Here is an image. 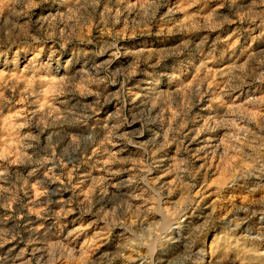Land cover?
<instances>
[{
  "label": "rangeland",
  "instance_id": "1",
  "mask_svg": "<svg viewBox=\"0 0 264 264\" xmlns=\"http://www.w3.org/2000/svg\"><path fill=\"white\" fill-rule=\"evenodd\" d=\"M0 264H264V0H0Z\"/></svg>",
  "mask_w": 264,
  "mask_h": 264
},
{
  "label": "bare ground",
  "instance_id": "2",
  "mask_svg": "<svg viewBox=\"0 0 264 264\" xmlns=\"http://www.w3.org/2000/svg\"><path fill=\"white\" fill-rule=\"evenodd\" d=\"M213 116V115H212ZM169 229H171L170 230V234H176V233H178V229L177 228H172V225L169 227ZM169 229H168V232H169ZM169 234V233H168Z\"/></svg>",
  "mask_w": 264,
  "mask_h": 264
}]
</instances>
